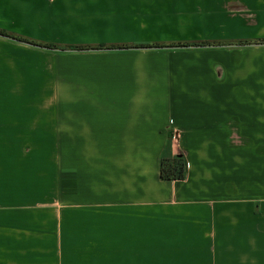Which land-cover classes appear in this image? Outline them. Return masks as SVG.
Listing matches in <instances>:
<instances>
[{"label": "crops", "instance_id": "1", "mask_svg": "<svg viewBox=\"0 0 264 264\" xmlns=\"http://www.w3.org/2000/svg\"><path fill=\"white\" fill-rule=\"evenodd\" d=\"M0 30L58 47L0 35V264H264V0H0Z\"/></svg>", "mask_w": 264, "mask_h": 264}, {"label": "trees", "instance_id": "2", "mask_svg": "<svg viewBox=\"0 0 264 264\" xmlns=\"http://www.w3.org/2000/svg\"><path fill=\"white\" fill-rule=\"evenodd\" d=\"M0 35L12 37L18 41L30 43L34 46L44 47L47 49H58L55 45H45L39 44L32 41H28L26 39L11 36L8 33L0 30ZM262 42V41H260ZM263 43V42H262ZM240 44V43H239ZM251 42H241L240 45H250ZM211 45L200 44V45H191V44H178V45H164V44H139L135 46H87V47H75L74 50L76 51H84V50H120V51H127V50H143V49H166V48H188V47H210ZM214 46H221V45H214ZM65 50V49H62ZM161 176L165 180H182L185 178V163L182 156H175L173 158L164 159L162 162L161 167Z\"/></svg>", "mask_w": 264, "mask_h": 264}, {"label": "rangeland", "instance_id": "3", "mask_svg": "<svg viewBox=\"0 0 264 264\" xmlns=\"http://www.w3.org/2000/svg\"><path fill=\"white\" fill-rule=\"evenodd\" d=\"M260 41L264 42L263 40H260Z\"/></svg>", "mask_w": 264, "mask_h": 264}]
</instances>
